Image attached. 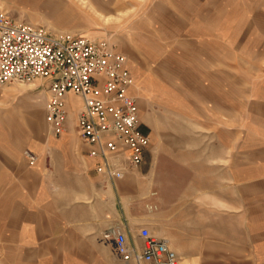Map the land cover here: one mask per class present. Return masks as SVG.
<instances>
[{
    "label": "crops",
    "instance_id": "crops-1",
    "mask_svg": "<svg viewBox=\"0 0 264 264\" xmlns=\"http://www.w3.org/2000/svg\"><path fill=\"white\" fill-rule=\"evenodd\" d=\"M1 92L2 106L3 95L28 96L22 86ZM47 102L46 88L19 100L13 128L21 131V121L31 132L0 133V236L26 253L22 264H98L103 235L113 228L140 253L148 238L166 242L181 264H264V234L255 223L262 204L248 202L246 148H218L213 133L183 128L165 135L169 142L153 139L140 167L110 180L96 172L78 130L51 133L42 116ZM67 105L70 116L81 101L69 94ZM25 150L38 156L36 165Z\"/></svg>",
    "mask_w": 264,
    "mask_h": 264
},
{
    "label": "rangeland",
    "instance_id": "rangeland-1",
    "mask_svg": "<svg viewBox=\"0 0 264 264\" xmlns=\"http://www.w3.org/2000/svg\"><path fill=\"white\" fill-rule=\"evenodd\" d=\"M0 11L49 33L106 42L126 55L141 127L151 142H169L165 135L186 128L213 133L218 148L228 143L246 148L248 202L261 201L262 218L255 223L264 234V0H0ZM40 85L0 87L2 93L22 86L28 94L1 97L0 133L30 131L21 121V131H15L18 119L12 120L11 111L19 100L44 92ZM29 103L30 114H37V105ZM75 105L69 131L77 130ZM42 116L46 120L45 104ZM259 178L261 186L249 184ZM102 243L98 264H136L122 261L111 243ZM25 255L0 236V264H22Z\"/></svg>",
    "mask_w": 264,
    "mask_h": 264
},
{
    "label": "built area",
    "instance_id": "built-area-1",
    "mask_svg": "<svg viewBox=\"0 0 264 264\" xmlns=\"http://www.w3.org/2000/svg\"><path fill=\"white\" fill-rule=\"evenodd\" d=\"M36 81L47 89L46 122L55 136L68 130L67 96L80 99L76 126L88 157L97 161L98 174L118 180L126 170L142 165L151 138L142 130L139 105L131 93L135 78L127 56L106 42L49 33L0 11V87ZM24 156L32 166L38 162L31 150ZM103 239L126 263L181 264L166 242L154 238L146 240L141 253L128 244L121 229L106 231Z\"/></svg>",
    "mask_w": 264,
    "mask_h": 264
}]
</instances>
